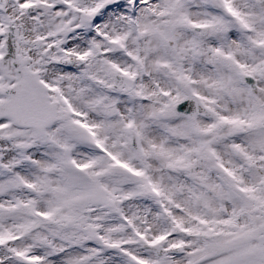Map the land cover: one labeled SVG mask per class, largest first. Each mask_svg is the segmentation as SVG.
Masks as SVG:
<instances>
[{
  "label": "snow or ice",
  "instance_id": "obj_1",
  "mask_svg": "<svg viewBox=\"0 0 264 264\" xmlns=\"http://www.w3.org/2000/svg\"><path fill=\"white\" fill-rule=\"evenodd\" d=\"M0 264H264V0H0Z\"/></svg>",
  "mask_w": 264,
  "mask_h": 264
}]
</instances>
